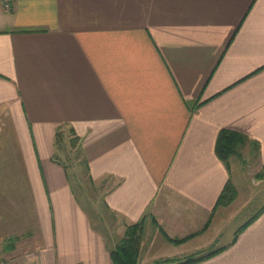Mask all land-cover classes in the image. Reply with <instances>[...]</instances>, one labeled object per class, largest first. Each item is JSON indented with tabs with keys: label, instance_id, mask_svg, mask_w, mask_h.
<instances>
[{
	"label": "crops",
	"instance_id": "obj_1",
	"mask_svg": "<svg viewBox=\"0 0 264 264\" xmlns=\"http://www.w3.org/2000/svg\"><path fill=\"white\" fill-rule=\"evenodd\" d=\"M64 126L89 177L113 180L102 198L119 218L109 240L52 157ZM223 128L256 141L264 164V0L0 4V143L20 161L35 215L25 264H113L125 226L146 214L163 239L142 264L214 250L191 264H264V210L231 239L217 216L236 184L215 149Z\"/></svg>",
	"mask_w": 264,
	"mask_h": 264
},
{
	"label": "rangeland",
	"instance_id": "obj_2",
	"mask_svg": "<svg viewBox=\"0 0 264 264\" xmlns=\"http://www.w3.org/2000/svg\"><path fill=\"white\" fill-rule=\"evenodd\" d=\"M4 146L0 143V263L25 264L27 252L36 245L33 232L35 215L20 161L16 158H3ZM56 154L67 166L75 193L89 211L93 224L109 240L112 235H116L119 218L103 206L102 198L113 180L105 178L94 181L89 177L79 141L67 126L61 128ZM227 161L228 165L235 168L236 184L229 180L233 191L218 203L217 208L220 210L217 216L222 221L225 219L227 226L232 224L224 232L231 239L246 221L253 219L264 207V164H259L257 147L250 140L239 145L236 153L229 155ZM241 222L245 223L240 224ZM162 237L155 219L146 214L142 221L137 264H142V249L151 241L163 239ZM11 239L13 244H9Z\"/></svg>",
	"mask_w": 264,
	"mask_h": 264
},
{
	"label": "trees",
	"instance_id": "obj_3",
	"mask_svg": "<svg viewBox=\"0 0 264 264\" xmlns=\"http://www.w3.org/2000/svg\"><path fill=\"white\" fill-rule=\"evenodd\" d=\"M71 133L78 139L79 146L81 148V141L78 136L75 135L72 128H69ZM60 131L61 128L57 129L55 133V140H54V152H53V159L65 166H67L60 160L59 156L56 154V145L59 141L60 137ZM246 140H250L247 135H245L242 132H239L237 130L229 129V128H223L219 131L215 149L218 154V156L225 162V164L228 166L227 157L233 153H236V150L239 145L243 144ZM252 144H254L257 147L258 150V144L254 140H250ZM82 150V148H81ZM84 157V154H83ZM85 158V157H84ZM86 160H84V163ZM87 166V165H86ZM232 186H230L229 181L225 185L222 193L219 196L218 202L222 200L226 195H228L230 192H232ZM231 197V196H229ZM264 210V207L260 211ZM256 216V215H255ZM142 221L143 218L140 220L128 224L124 230L123 236L119 239L117 244L110 249V257L113 262V264H137L139 260V253H140V239H141V230H142ZM248 222H246L244 225H242L237 232H239ZM237 232L235 236L237 235ZM12 238V237H11ZM185 237L182 238H173L172 240L174 242H181L183 241ZM13 239V238H12ZM10 240L9 244H13V240ZM217 251V250H216ZM215 250L201 255L199 257H189L187 259H184L180 262L174 263V264H191L195 263L197 261H200L202 259H205L216 252Z\"/></svg>",
	"mask_w": 264,
	"mask_h": 264
},
{
	"label": "built area",
	"instance_id": "obj_4",
	"mask_svg": "<svg viewBox=\"0 0 264 264\" xmlns=\"http://www.w3.org/2000/svg\"><path fill=\"white\" fill-rule=\"evenodd\" d=\"M14 0H0L1 7L5 10H9L12 7V3ZM0 264H9L6 262H1Z\"/></svg>",
	"mask_w": 264,
	"mask_h": 264
}]
</instances>
